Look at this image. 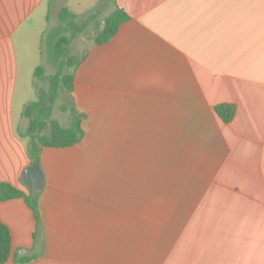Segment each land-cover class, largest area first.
Returning <instances> with one entry per match:
<instances>
[{"label": "crops", "instance_id": "1", "mask_svg": "<svg viewBox=\"0 0 264 264\" xmlns=\"http://www.w3.org/2000/svg\"><path fill=\"white\" fill-rule=\"evenodd\" d=\"M61 8L100 29L119 8L133 24L93 38L84 90H63L58 122L74 108L83 138L41 150L39 226L24 200L0 203L4 264H264V0H0V184L24 192L35 101L16 95L20 72L38 61L45 91L34 71ZM220 104L235 107L228 124Z\"/></svg>", "mask_w": 264, "mask_h": 264}, {"label": "trees", "instance_id": "2", "mask_svg": "<svg viewBox=\"0 0 264 264\" xmlns=\"http://www.w3.org/2000/svg\"><path fill=\"white\" fill-rule=\"evenodd\" d=\"M101 7V5H100ZM99 8V6H98ZM99 10V9H98ZM58 20L62 26L47 36L49 44L48 51L52 62L56 65V72L48 79V87L45 91L38 92V99L35 102L24 106L22 115L28 120V126L22 137L28 138L27 153L30 165L40 164V154L43 148L65 149L79 143L83 138L81 121L83 115L71 108V121L69 127H63L52 118L53 108L59 97V92L65 90L70 94L84 90L76 84L79 78L77 68L85 57L69 55L71 42L82 34L87 28L86 23L78 24L77 17L67 8H61L58 13ZM133 24L132 19L122 9L117 8L104 20V25L94 37L95 45H104L114 40L119 27L123 24ZM62 27L63 31L62 32ZM34 76L43 80L45 68L38 66ZM66 106L62 107L66 111ZM216 114L226 124L230 123L235 114V107L229 104L215 106ZM24 192L9 183L0 184V203L14 199H22L32 211L37 226L40 223L39 217V192L27 189ZM11 236L8 227L0 221V264H4L10 257ZM29 258L17 260L18 262L28 261Z\"/></svg>", "mask_w": 264, "mask_h": 264}, {"label": "rangeland", "instance_id": "3", "mask_svg": "<svg viewBox=\"0 0 264 264\" xmlns=\"http://www.w3.org/2000/svg\"><path fill=\"white\" fill-rule=\"evenodd\" d=\"M84 0H81V4L83 5ZM108 13V11H107ZM90 13L87 12L85 14V16H81L79 19H77V23L78 24H82L83 22L87 24V28L85 29V31L82 34H79L71 43L70 47H69V55H75L76 57H81V55L83 54L84 50L89 46V44L93 41V38L95 37V35L97 34V32L100 30V26L98 25H93L92 21L90 20V17L88 16ZM62 26L60 23H58V21H56V23L54 22H50L48 29H47V34L52 33L53 31H55L56 29H60L59 26ZM62 32L63 31V27H62ZM27 40H34V34H33V30L28 29V34L26 37ZM48 41L45 40L44 44H43V50H44V61H40V65H44L45 67V78L43 79V81H36V88H40L43 90H46L48 87V79L50 78V76H52L55 72H56V65L52 62L50 55L48 54ZM39 62L37 61L35 64L33 62H31V66H30V62L27 61L25 62V66L23 71H21V76H20V84L18 83V90L16 95H19V92H24L25 95V100L27 101H36L38 99V96L34 95V87L32 86L33 84V76H32V69L33 66L38 64ZM61 98L58 100L57 102V107L55 110V119L57 121H59L58 119H60L62 122L66 121L67 116L63 113H61V111L59 110V106L66 104L69 101V97L68 94L65 93V91L61 90ZM33 99V100H32ZM18 100V99H17ZM159 159V158H158ZM155 161L157 162V158L155 157ZM146 162L145 157H139V163L142 164Z\"/></svg>", "mask_w": 264, "mask_h": 264}, {"label": "water", "instance_id": "4", "mask_svg": "<svg viewBox=\"0 0 264 264\" xmlns=\"http://www.w3.org/2000/svg\"><path fill=\"white\" fill-rule=\"evenodd\" d=\"M24 185L32 191H40L44 184L43 173L39 165H31L22 176Z\"/></svg>", "mask_w": 264, "mask_h": 264}]
</instances>
